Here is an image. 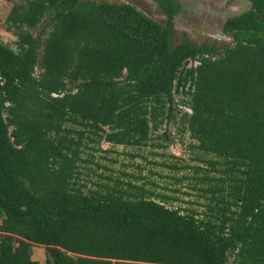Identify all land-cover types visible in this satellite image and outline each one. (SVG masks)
<instances>
[{"label":"trees","instance_id":"16d2710c","mask_svg":"<svg viewBox=\"0 0 264 264\" xmlns=\"http://www.w3.org/2000/svg\"><path fill=\"white\" fill-rule=\"evenodd\" d=\"M4 1L0 264H38L32 245L44 264H264V0L224 20L223 45L173 44L174 0H153L163 24L126 3ZM164 121L206 158L159 191L100 143L146 147ZM184 180L201 210L174 197Z\"/></svg>","mask_w":264,"mask_h":264},{"label":"rangeland","instance_id":"374dc122","mask_svg":"<svg viewBox=\"0 0 264 264\" xmlns=\"http://www.w3.org/2000/svg\"><path fill=\"white\" fill-rule=\"evenodd\" d=\"M84 1V0H79ZM106 1L114 3H126L132 5L136 10L143 13L152 20L163 24L166 20L165 15L158 8L153 0H94ZM178 5V11L173 16L172 22L174 26V35L172 43L179 42L183 34L193 43L197 45L217 42L219 45L228 44L231 42V37L222 33L221 27L225 19L240 14L249 8L248 0H174ZM13 2H6L0 0V41L8 44L14 48V35L6 29L5 18L12 6ZM46 21L39 24L35 29L31 30L35 36L39 31L45 27ZM35 69V73H37ZM185 97L180 94H174V103L180 105ZM185 100V99H184ZM183 111V107H179ZM185 110V109H184ZM163 133L167 134V138L163 137ZM194 141L189 137L187 132L180 129L177 121H164L162 126L152 133L150 145L142 148L134 147H111L109 144L101 142L102 149L112 150L115 153H109L110 157H116L118 162L114 167H119L121 170H126L136 174H146L149 171L156 172L150 178L155 180L161 186H172L173 180L168 177L172 175L180 176L181 174L192 173V167L199 166L203 169L205 164L199 162L195 158L201 156L200 152L192 147ZM101 152H94L97 157ZM130 154H137L138 157L131 159ZM211 156H207L210 158ZM94 160H97L95 158ZM103 162V161H100ZM157 165H155V164ZM121 164V165H120ZM134 164L140 166V170L134 167ZM162 164V165H161ZM176 164L177 166H186L185 169L173 171L167 168L166 165ZM191 180H184L175 184L172 188H178L182 193H191V195H184L181 193L174 194V197L183 200L184 202H193L192 204L184 203L183 206H191L202 209V204L205 202L203 198L197 197V192L190 190L188 184ZM168 188H163L162 192L166 193ZM166 189V190H165ZM173 196V195H172ZM196 202V203H195ZM180 202H175L173 205L177 206ZM30 258L38 264L45 262V250L42 246L32 245L30 247Z\"/></svg>","mask_w":264,"mask_h":264},{"label":"built area","instance_id":"2783aa9c","mask_svg":"<svg viewBox=\"0 0 264 264\" xmlns=\"http://www.w3.org/2000/svg\"><path fill=\"white\" fill-rule=\"evenodd\" d=\"M197 62H193V64L195 65ZM185 109V110H184ZM183 111L186 113H190V110L186 107H183Z\"/></svg>","mask_w":264,"mask_h":264}]
</instances>
